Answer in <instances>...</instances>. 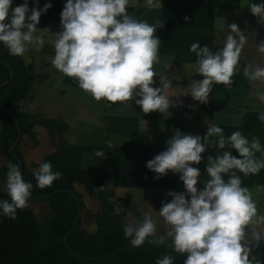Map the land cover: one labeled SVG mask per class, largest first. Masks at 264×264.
Here are the masks:
<instances>
[{"label":"clouds","instance_id":"1","mask_svg":"<svg viewBox=\"0 0 264 264\" xmlns=\"http://www.w3.org/2000/svg\"><path fill=\"white\" fill-rule=\"evenodd\" d=\"M12 2L0 0V42L10 55L24 57L32 48L43 46L47 39L54 48L52 65L75 80L97 102L105 99L115 104L134 100L145 114L157 110L164 113L175 106L168 95L172 82L166 75H160L161 87L153 86L161 44L155 35L156 26L130 15L129 0H66L60 14L62 31L56 33L37 28L41 12H46L51 3H46L43 9L33 7L29 15L27 0L14 8ZM147 2L151 5L153 0ZM249 8L264 24V3H251ZM227 28L230 31H225L223 47L215 52L207 45L201 47L199 42L190 45L189 51L196 55V73L204 77L190 84L189 93L196 101L207 103L214 84L227 87L233 83L248 37L236 23ZM257 49L264 54V41ZM243 74L264 86V66L250 62ZM255 95L264 102V91L258 88ZM258 118L264 122V113ZM166 145V150L148 160L146 167L156 178L169 171L180 173L186 192L167 193L172 199L159 209L167 228L159 239L171 241L177 253H186L184 264H261L251 253L253 246L258 247L264 240V215L259 214L252 192L237 175V171L248 176L264 169V159L255 157L257 152L264 156L259 138L254 136L249 141L240 131L226 138L222 127L208 125L203 137L177 129ZM208 146L235 149L239 158L231 150H224L215 158L209 156L206 173L210 179L204 181L200 190L197 188L200 169L192 165L201 162ZM108 147H113L110 141ZM96 155L104 156L103 150ZM7 167L5 188L11 202L0 200V208L5 216L15 219L17 209L28 207L33 185L23 179L16 164L10 162ZM52 167L51 162H44L34 172L39 188L50 187L61 177ZM124 235L131 238L134 247H139L146 238L157 236V221L146 213L138 225L126 224ZM155 264H173L172 257L165 255Z\"/></svg>","mask_w":264,"mask_h":264},{"label":"trees","instance_id":"2","mask_svg":"<svg viewBox=\"0 0 264 264\" xmlns=\"http://www.w3.org/2000/svg\"><path fill=\"white\" fill-rule=\"evenodd\" d=\"M234 1L166 0L163 8L160 9L128 6L127 11L134 18L156 26L155 35L161 41L159 55L172 53L179 55L180 46L182 48L185 46L187 51L193 41L199 38L207 40L204 35L213 28L215 8L231 6ZM258 1L255 0V3L258 4ZM27 2L30 9L32 0ZM22 3L24 0H13L12 8ZM46 3H51V7L46 12H41L39 26L52 20L61 21L60 14L66 0H38V3L35 0L34 7L43 9ZM9 12L11 14V11ZM30 13L31 10L28 14ZM185 17L188 18L187 21ZM219 49V47L215 48L214 52ZM178 60L184 61L185 57L181 58L180 54ZM2 62L13 68L14 77L9 84L0 88V107L11 109L17 114L22 131L20 143L23 137H27L35 145L39 144L36 125L62 131V126L65 124L61 121L36 118L22 108L21 102L29 95L32 84L38 78L34 66L31 64L28 67L21 56L10 55L8 49L0 42V84L10 78V70ZM70 80L69 83L75 81L72 78ZM207 108L205 104L200 105L195 114L199 117L200 111ZM259 114L258 112L245 113L242 127H220L224 129L226 138L234 131H242L246 136L260 138L263 135V122L259 120ZM0 116V154L5 160L0 167V176L3 182H6L7 165L10 162L16 164L20 170L19 162L11 151V145L18 134V126L11 114L0 111ZM110 120V127H116L118 133L142 140L139 116H111ZM146 142L124 141L123 144L113 145L110 148L108 144H69L64 141L59 149L46 154L42 160V163L51 162L53 172L61 173L59 179L55 180L50 187L43 189L37 186L34 177V172L38 171L40 164L34 163V169H30L19 143L16 153L23 163V179L33 185L31 196L50 195L49 198L42 200L48 204L50 212L43 221H40L31 201H28V207L17 209L16 218L11 219L5 216L0 208V264H135L141 261L155 262L165 255L172 257L173 264H183V258L179 253L171 246L159 242L144 243L104 260H82L64 244L65 235L73 227L78 205L69 192L53 194L55 190L61 188L74 190L78 194L82 203V214L87 208L85 195L95 197L101 202L100 212L95 215L96 229L92 231L85 229L81 216L78 227L69 236L68 244L73 250L83 256L97 258L131 244V238L124 235V226L128 224L125 222V214L116 210L115 203L102 188L105 186L113 189L119 187L174 188L177 186V178L174 174L170 176V171L167 175L156 178V174L146 167L148 160L164 151L161 143ZM98 150H103L104 155L111 158V167L108 169L85 168L84 155ZM0 200L11 202L7 191L1 186ZM159 236L161 235L157 234V237ZM254 250L261 255L263 258L261 264H264V244L254 247Z\"/></svg>","mask_w":264,"mask_h":264},{"label":"crops","instance_id":"3","mask_svg":"<svg viewBox=\"0 0 264 264\" xmlns=\"http://www.w3.org/2000/svg\"><path fill=\"white\" fill-rule=\"evenodd\" d=\"M165 1L166 0H153V3L149 5L147 0L143 2L137 0V4L132 6L160 9L163 8ZM251 3H255V0H235L231 6L216 7L213 13V28L204 35L207 37V40L199 38L193 41V43L199 42L201 47L207 45L214 52L215 48L223 47L225 31H230L227 25L231 23H236L240 30L248 37L247 43L243 47L235 75L232 77L233 83L227 87L223 84H214L207 103L194 100L191 93H189L191 90V82L204 78L201 74L196 73L197 68L194 66L197 65L195 53L190 52L189 49L186 51L185 46H183V48L180 46L179 51L181 58L185 57L184 61L178 60L180 54L176 55L172 53L159 55L160 63L154 65V69L158 75L154 77L155 84L153 86L161 87L160 75H166L172 82V87L169 89L168 95L175 106H170L169 110L164 113L157 110L145 114L141 107L136 105L133 100V107H137L138 109L136 113L118 114L119 116H139L141 119L142 135H145V138L143 137L145 141L161 143L164 150H166V142L174 135L177 129L184 134L191 133L192 135H200L203 137L207 132L208 125L238 128L242 127L244 124L245 113H264V102L255 95L258 88L264 91V86H261L259 81L253 82L248 80L243 74L244 68L250 62L264 66V54H261L257 49V45L261 41H264V24H261L258 18L251 13L249 8ZM260 3H264V0H259L258 4ZM55 24L57 26L55 25L54 27H57V31H62L61 21ZM222 26L225 27L224 30H222ZM46 42L45 40V44H47ZM26 57L28 59L27 63H29V65L33 64L34 58L32 49L26 53ZM108 103L109 102L106 101L107 105ZM203 104L207 105L208 108L207 110L200 111L201 114L198 117L195 112L200 105ZM122 105H124V103ZM240 132L243 134L242 131ZM243 135L249 141L253 138L252 136H246L245 133ZM209 139L215 140L216 138L210 137ZM259 141L262 152H264V122L263 135L259 138ZM224 150H231L232 154L239 158V154L237 152L234 153V149L226 148L220 150L215 146H208L207 150L202 153L201 162L198 165H192L200 169L201 175L197 184L198 189L202 190L204 188V181L210 179L206 173L208 157L212 156L215 158L217 155H222ZM255 157L257 159H264L261 152L255 153ZM237 175L241 177L242 185L248 187L252 192L259 214L264 215V169L260 170V174L245 176L243 173L237 171ZM227 178L228 175L225 174V179L227 180ZM254 181L257 183H253ZM257 186H259V190ZM161 189L175 190L173 192H186L183 182L179 178H177L176 187ZM186 198L190 199V196H186ZM260 244H264V240L259 243V246ZM254 247L256 246H253L251 255L262 261L263 258L254 250Z\"/></svg>","mask_w":264,"mask_h":264},{"label":"rangeland","instance_id":"4","mask_svg":"<svg viewBox=\"0 0 264 264\" xmlns=\"http://www.w3.org/2000/svg\"><path fill=\"white\" fill-rule=\"evenodd\" d=\"M136 4L137 0H129V6ZM46 43L38 49L32 48L34 58L32 65L38 78L32 84L29 95L23 100L22 108L36 118H51L59 120L65 125L62 126V131L36 125L38 145H35L27 137H23L20 149L30 169H34V163L41 164L44 156L59 149L64 141L69 144L88 143L92 145L108 144L109 141L112 145H120L124 141L147 143L144 139L145 135L142 136V140L126 137L118 133L116 127H110L111 116L136 113L138 109L133 107V100L124 103L125 106L119 102L117 104L109 102L107 105L105 99L97 102L91 95L80 89L77 82L69 83L70 78L68 79L52 65L54 48L51 43ZM194 66L197 68V65ZM96 153L95 151L87 152L84 155V167L110 168L111 158L107 155L97 156ZM4 161L0 154V167ZM173 174L177 176L176 178L180 176V173L170 171V176ZM0 186L6 190L5 182L1 176ZM102 190L115 203L116 210L125 214L126 223L138 225L147 213L157 221V234L164 235L167 226L163 218L159 216V209L162 207V203L171 201L172 197L166 194L172 190L148 187L113 189L107 186ZM85 202L87 208L82 214L83 227L92 231L96 229L95 215L100 212L101 202L97 198L87 195H85ZM31 205L40 221H43L50 212L48 204L42 200L31 201Z\"/></svg>","mask_w":264,"mask_h":264},{"label":"water","instance_id":"5","mask_svg":"<svg viewBox=\"0 0 264 264\" xmlns=\"http://www.w3.org/2000/svg\"><path fill=\"white\" fill-rule=\"evenodd\" d=\"M34 2H35V0H32L31 6H30V9L29 10H31L34 7ZM9 11H11V8L9 9ZM57 23H59V22H57ZM2 63H4L9 68V70H10V78L8 80H6L5 82H3L2 84H0V88H2L4 86H6L7 84H9L12 81L13 77H14V70H13V68L9 64H7L5 62H2ZM26 65L29 67V63H26ZM0 111L11 114L14 117V119L16 121V124L18 126V134H17V137L15 138L14 142L11 145V151L16 156V158H17V160L19 162L20 172H21V174L23 176V163H22V160L18 157V155L16 153V147L18 146V144L20 143L21 138H22V131H21V128H20V123H19L18 116L11 109H4V108H1L0 107ZM58 192H69L76 199V201H77L78 210H77L76 218H75V221H74V224H73L72 229L64 237V244L78 258H80L82 260H104V259L110 258V257H112V256H114V255H116V254H118V253H120L122 251H125V250H128V249L134 247L132 244H129V245H126V246H124L122 248H119V249H117V250H115V251H113V252H111V253H109L107 255L100 256V257H97V258L86 257V256H83L80 253L76 252L75 250H73L69 246V244H68V239H69V236L71 235V233L78 227V225L80 223V220H81V216H82V203H81V199H80V197L78 196V194L74 190H71V189H68V188H61V189L55 190L53 192V194H56ZM49 197H50V195L30 196V198H29L28 201L45 200V199H47ZM159 237H157V236L156 237H148V238H146V240H145L144 243L159 242V243H163V244H166V245L171 246V244H172L171 241H169L167 239L160 240ZM180 255L183 258V264H184V260L187 258V254L186 253H180ZM135 264H155V262H152V261H141V262H138V263H135Z\"/></svg>","mask_w":264,"mask_h":264},{"label":"flooded vegetation","instance_id":"6","mask_svg":"<svg viewBox=\"0 0 264 264\" xmlns=\"http://www.w3.org/2000/svg\"><path fill=\"white\" fill-rule=\"evenodd\" d=\"M57 22H60V21L52 20V21H49L48 23H46L45 25H41V26L37 25V28H38V30H43V29L47 28L50 33H56V32H58L57 31L58 29H57V27H54V26L56 25L55 23H57ZM38 34H39V31L37 32V35ZM46 41H47V39H46ZM22 58H23L24 62L27 63L28 59H27L26 55Z\"/></svg>","mask_w":264,"mask_h":264}]
</instances>
